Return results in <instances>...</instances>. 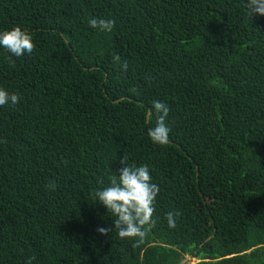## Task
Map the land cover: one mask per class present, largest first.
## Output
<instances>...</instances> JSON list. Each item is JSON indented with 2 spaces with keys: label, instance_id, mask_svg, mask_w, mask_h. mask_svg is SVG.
Returning <instances> with one entry per match:
<instances>
[{
  "label": "trees",
  "instance_id": "trees-1",
  "mask_svg": "<svg viewBox=\"0 0 264 264\" xmlns=\"http://www.w3.org/2000/svg\"><path fill=\"white\" fill-rule=\"evenodd\" d=\"M13 27L33 49H0L18 97L0 107V264H264V16L246 0H0ZM122 157L159 188L143 238L93 199Z\"/></svg>",
  "mask_w": 264,
  "mask_h": 264
},
{
  "label": "clouds",
  "instance_id": "clouds-1",
  "mask_svg": "<svg viewBox=\"0 0 264 264\" xmlns=\"http://www.w3.org/2000/svg\"><path fill=\"white\" fill-rule=\"evenodd\" d=\"M247 14L250 19L253 16H264V0H246ZM89 28L109 32L113 22L102 18L92 17L88 20ZM0 49H5L12 57L20 58L30 55L33 44L30 35L18 27L9 30H0ZM124 69L127 65L122 66ZM18 103L15 93H9L0 89V107L14 106ZM152 110L155 113V124L149 128L147 135L154 144L163 146L168 143L170 129L165 123L169 107L160 101L152 102ZM152 112H148L149 119ZM122 167L115 174L117 179L109 182L107 186L99 187L93 192L95 204H99L112 217V229L121 239L143 238L144 226L151 223L154 211L153 203L159 188L151 183V176L146 165L129 166L124 158L121 160ZM54 188L55 185L53 184ZM178 213L168 212L166 223L168 228L176 227ZM96 231L100 235L107 234L110 229L98 227Z\"/></svg>",
  "mask_w": 264,
  "mask_h": 264
},
{
  "label": "rangeland",
  "instance_id": "rangeland-1",
  "mask_svg": "<svg viewBox=\"0 0 264 264\" xmlns=\"http://www.w3.org/2000/svg\"><path fill=\"white\" fill-rule=\"evenodd\" d=\"M187 260H188V263L187 264H191V259L189 257H187Z\"/></svg>",
  "mask_w": 264,
  "mask_h": 264
}]
</instances>
